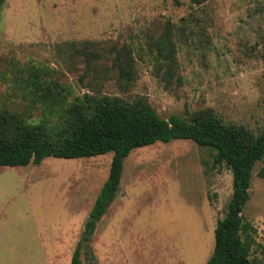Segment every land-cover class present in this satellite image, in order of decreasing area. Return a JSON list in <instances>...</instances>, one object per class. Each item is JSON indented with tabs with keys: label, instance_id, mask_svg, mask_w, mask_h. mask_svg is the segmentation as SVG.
I'll return each instance as SVG.
<instances>
[{
	"label": "rangeland",
	"instance_id": "374dc122",
	"mask_svg": "<svg viewBox=\"0 0 264 264\" xmlns=\"http://www.w3.org/2000/svg\"><path fill=\"white\" fill-rule=\"evenodd\" d=\"M168 34L174 79L155 67ZM95 42L98 62L78 51ZM124 48L133 80L118 82L111 61ZM59 74L60 110L104 96L147 102L162 119L211 109L225 124L264 133V0H6L0 16V113L39 123L54 117L31 103L23 80ZM161 74V75H160ZM112 154L47 158L0 167V264H71L107 178ZM213 152L185 140L156 143L124 161L119 191L80 249V264H206L226 214L232 175ZM264 163L255 164L241 234L249 259L264 264ZM249 236V237H248ZM248 237V238H246ZM252 241V242H251Z\"/></svg>",
	"mask_w": 264,
	"mask_h": 264
},
{
	"label": "trees",
	"instance_id": "16d2710c",
	"mask_svg": "<svg viewBox=\"0 0 264 264\" xmlns=\"http://www.w3.org/2000/svg\"><path fill=\"white\" fill-rule=\"evenodd\" d=\"M206 1L191 0L195 6ZM5 4L6 0H0V16ZM155 51L156 70L169 84L174 79L176 61L175 46L168 34L159 37ZM78 56L86 68L93 67L99 59L96 43H84ZM111 63L116 72V76H110L112 79L127 84L133 80L134 61L128 49L117 52ZM22 84L31 103L55 120L33 123L0 113V167L38 166L47 158L71 160L112 154L107 178L89 212L71 264H80L81 245L89 243L114 201L125 159L137 149L175 140L190 141L212 151L214 164L224 165L232 175V195L224 218L214 230L213 252L206 264H253L249 259L250 242L241 236L249 228L243 224L242 212L249 201L253 168L258 162L264 163V133L254 135L242 127L225 124L211 109L197 111L189 120L175 115L162 119L147 102L129 105L109 96L88 107L77 100L61 109L59 117L61 86L57 72L35 70Z\"/></svg>",
	"mask_w": 264,
	"mask_h": 264
}]
</instances>
